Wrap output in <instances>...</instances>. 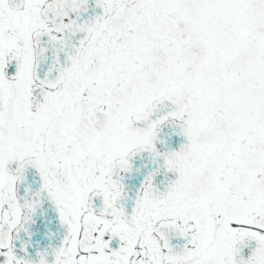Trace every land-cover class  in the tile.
<instances>
[{"label": "snow or ice", "instance_id": "6c2138e0", "mask_svg": "<svg viewBox=\"0 0 264 264\" xmlns=\"http://www.w3.org/2000/svg\"><path fill=\"white\" fill-rule=\"evenodd\" d=\"M45 201L50 264H264V0H0V264Z\"/></svg>", "mask_w": 264, "mask_h": 264}, {"label": "water", "instance_id": "95a60500", "mask_svg": "<svg viewBox=\"0 0 264 264\" xmlns=\"http://www.w3.org/2000/svg\"><path fill=\"white\" fill-rule=\"evenodd\" d=\"M38 185H33V188ZM23 195V188L19 192ZM66 235V228L59 223L53 205L47 201L43 202L40 208L36 209L34 215H30L28 222L23 224L22 229L17 234L16 248L21 251L24 246L27 255L21 251L26 260L37 261V253L44 255L47 253V260L51 262V252L61 246Z\"/></svg>", "mask_w": 264, "mask_h": 264}, {"label": "flooded vegetation", "instance_id": "af4514ba", "mask_svg": "<svg viewBox=\"0 0 264 264\" xmlns=\"http://www.w3.org/2000/svg\"><path fill=\"white\" fill-rule=\"evenodd\" d=\"M18 195H19V193H18ZM16 240H17V234L15 235V238L13 239L12 243H13L14 249L16 251L17 257L20 258V257H23V255H22L21 251L19 252L18 249L16 248ZM49 264H50V262H49Z\"/></svg>", "mask_w": 264, "mask_h": 264}]
</instances>
